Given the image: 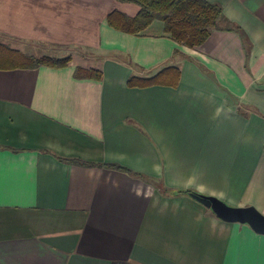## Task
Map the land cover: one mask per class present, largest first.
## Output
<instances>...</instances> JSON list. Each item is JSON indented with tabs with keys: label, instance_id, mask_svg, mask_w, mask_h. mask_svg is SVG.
Segmentation results:
<instances>
[{
	"label": "crops",
	"instance_id": "crops-1",
	"mask_svg": "<svg viewBox=\"0 0 264 264\" xmlns=\"http://www.w3.org/2000/svg\"><path fill=\"white\" fill-rule=\"evenodd\" d=\"M206 1L188 48L111 27L130 2L0 0L1 44L70 57L0 69V264H264V235L188 194L264 214V0ZM167 67L174 87L127 85Z\"/></svg>",
	"mask_w": 264,
	"mask_h": 264
},
{
	"label": "trees",
	"instance_id": "trees-1",
	"mask_svg": "<svg viewBox=\"0 0 264 264\" xmlns=\"http://www.w3.org/2000/svg\"><path fill=\"white\" fill-rule=\"evenodd\" d=\"M130 2L138 7L134 16H129L119 10L111 11L107 16L108 24L120 31L130 34H140L154 21L164 24V31L177 44L195 48L202 45L217 28L222 18L219 5L206 0H119ZM70 62V57H33L0 43V69L35 68L41 65L64 67ZM77 77L100 79L101 73L93 69L77 68ZM180 71L177 67H167L149 77H130L129 87L144 88L155 85L176 86ZM113 167L127 171L118 165Z\"/></svg>",
	"mask_w": 264,
	"mask_h": 264
},
{
	"label": "water",
	"instance_id": "water-1",
	"mask_svg": "<svg viewBox=\"0 0 264 264\" xmlns=\"http://www.w3.org/2000/svg\"><path fill=\"white\" fill-rule=\"evenodd\" d=\"M189 196L209 208L219 219L229 223L248 225L255 233L264 235V214L254 206L236 207L223 200L198 192H189Z\"/></svg>",
	"mask_w": 264,
	"mask_h": 264
},
{
	"label": "rangeland",
	"instance_id": "rangeland-1",
	"mask_svg": "<svg viewBox=\"0 0 264 264\" xmlns=\"http://www.w3.org/2000/svg\"><path fill=\"white\" fill-rule=\"evenodd\" d=\"M27 48V51H29V52H31V53H38V54H42V53H46V51L44 50V49H46V50H48V49H50V48H44V49H41L40 50V47L37 49V48H35V47H26ZM25 48V49H26ZM25 55H27V56H29V54L28 53H26ZM31 56V55H30Z\"/></svg>",
	"mask_w": 264,
	"mask_h": 264
}]
</instances>
